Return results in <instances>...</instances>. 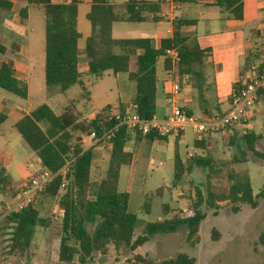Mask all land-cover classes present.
Listing matches in <instances>:
<instances>
[{
    "label": "trees",
    "instance_id": "obj_1",
    "mask_svg": "<svg viewBox=\"0 0 264 264\" xmlns=\"http://www.w3.org/2000/svg\"><path fill=\"white\" fill-rule=\"evenodd\" d=\"M14 0H0V13L10 12ZM23 7L19 12L22 20L28 19L29 7L42 9L44 13V73L45 86L49 97L65 95L72 87L81 86L85 94L86 77L101 80L106 72L114 76L125 73L136 85V95L132 100L140 119L149 121L157 116V96L161 84L173 81L179 88L194 90L201 98L200 110L203 115L212 117L216 113L208 108L207 98L209 85L207 70L212 56L210 49H203L196 34L188 33L187 29L197 24L178 12L173 19L171 37L163 38L157 47L152 38L119 39L114 37L113 27L116 23L138 25L145 23L149 15L153 21H161L162 2L160 0H127L122 5L113 4L111 0H92L87 19L91 24V33L86 39L83 49L79 47L82 34L78 30L80 2L77 0H17ZM184 2V0H179ZM214 6L235 20L243 19L244 0H215ZM264 23V19H263ZM169 51L177 53L174 61ZM9 55V50L0 44V58ZM85 60L87 69H80L81 61ZM259 63H256V62ZM254 69H264V53L257 56L249 51L241 70V79L233 85V95L237 94L249 81L247 73ZM0 89L20 99H27V84L15 75L13 59L0 64ZM232 95V97H233ZM231 97V99H232ZM259 102L264 104V91H261ZM121 115L127 109L120 106ZM188 114L193 110L184 108ZM223 113V112H219ZM112 107H106L92 119H82L77 112L75 102L71 101L57 115L47 104L38 106L28 115L19 119L14 129L35 153L42 168L52 173L59 172L68 163L65 187L61 189L62 179L58 176L45 189L40 197L58 198L62 213L61 236L59 241L58 259L62 263L105 264V258L111 247L116 250L128 249L135 251L157 234L175 233L179 228L188 230L187 241L196 243L200 225L205 219L201 207L205 204L217 212L220 204L229 202L234 213L240 211V205L247 204L255 209L258 199L254 196L251 178L248 172L230 169L226 173L228 186L218 188L213 179L220 169L210 155H197L183 160L175 152L173 186H177L186 175L192 174L195 168L208 170L206 190L197 189L196 196L188 203L181 217V211H173L169 205L163 206V215L156 221L148 223L146 232L135 239L137 216L129 211L130 194L119 189L121 170L131 166L133 153L126 150L133 140H142L140 132L119 126L114 136L107 143L109 160L100 179H93L94 149L76 146V135H84L96 131L102 137L105 132L112 131L119 121L112 118ZM8 119V115L0 110V126ZM239 132L227 134L224 138L229 146L237 144ZM149 140L160 137L156 134L146 136ZM246 146L243 155L251 153L253 157L263 159L264 155L257 151V143L264 139V123L260 131L246 129L241 135ZM105 141L101 142L104 143ZM100 143V144H101ZM198 143V142H197ZM195 143L197 149H203ZM205 150H208L205 144ZM0 193L17 195V185L10 176L5 159L0 156ZM241 159L232 163H242ZM160 194V189L157 190ZM2 213L0 211V218ZM5 222L13 229L9 240L10 252L26 249L31 229L47 228L48 220L44 219L34 202L21 211H13L5 216ZM264 246V226L259 237ZM134 264H155L147 258L136 256ZM159 264H197L196 260L181 253L175 258L165 259Z\"/></svg>",
    "mask_w": 264,
    "mask_h": 264
},
{
    "label": "rangeland",
    "instance_id": "obj_2",
    "mask_svg": "<svg viewBox=\"0 0 264 264\" xmlns=\"http://www.w3.org/2000/svg\"><path fill=\"white\" fill-rule=\"evenodd\" d=\"M42 11L35 10L32 21L37 37L40 36V38L44 37V14ZM89 11L90 7L86 3L79 8L78 29L82 34L79 41L81 49L85 47L86 39L92 29L87 19ZM123 38L134 37L133 34H126L123 35ZM251 39L252 45L255 46L251 51L261 57L264 53L263 41H260V37L255 32L251 34ZM40 58L44 60V51ZM85 63L83 60L81 61V68H86ZM123 75L126 74L115 77L111 71H108L102 80H95L91 76L86 77L84 80L87 87L86 94L81 86L76 85L65 95L48 96L45 101L41 98L38 104L44 102L50 107L53 106L56 113L59 114L63 104L73 101L81 118L87 120L108 105L113 109L112 114H117L121 106L120 102L122 105L126 103L131 94L129 86L131 81L127 82ZM131 83L134 85L133 82ZM0 93L7 98L18 99L1 89ZM13 122V119L10 118L0 127V152H4L3 154L0 153V156L5 159V165L13 181H18L20 178L26 177L25 179H27L34 175L35 171L42 167L35 153L13 128ZM261 128V121L254 125V131H260ZM186 131L188 140L195 138L190 134V129ZM214 141L215 144L210 149L192 156H212L215 161L214 165L220 169V172L212 180L218 188L228 186L226 180L228 170L235 169L248 172L254 196L258 199L257 208L253 209L247 204H242L240 211L234 213L233 205L225 202L221 203L220 209L215 212L204 204L201 210L206 216L200 225L196 236L198 241L195 244L187 241L188 230L186 227H181L175 233L157 234L150 237L148 242L133 252L128 249L118 251L111 247L105 258V264H134L136 256L147 258L155 264H159L161 261L175 258L181 253L194 258L197 264H264V246L259 241L264 226V158L253 157L251 153L244 156L246 146L240 134L237 144L233 146H229V142L222 137ZM9 142L13 144V149L6 147ZM101 144L104 145V151L107 155L108 144ZM257 151L264 155V139L257 143ZM146 153L148 154V151ZM192 156H188V158ZM158 157L160 156L158 155ZM238 159L243 162L232 163L233 160ZM106 163L108 164V161L105 158L104 169L107 167ZM147 164V169L138 170L131 190L129 210L138 219L135 226V239L146 232L148 223L156 221L163 215L164 205H169L173 211H181V217H186L184 211L188 208L189 201L194 199L197 189L205 192L208 180V170L195 168L192 174L186 175L183 181L177 186H173V165L171 162L166 161L162 165L161 161L155 157ZM1 165L0 161V168ZM102 173L101 170L94 169L93 179H100ZM127 174L128 171L125 170L120 180L119 187L122 191L126 190ZM159 189L160 194L157 193ZM35 202L41 216L48 220L49 226L31 229L26 249L23 252L11 253L9 240L12 238L13 229L7 225L5 217L2 216L0 218V264H69L59 262L58 259L62 220L58 198L38 197ZM12 203L11 196H4L0 193V211L3 214L5 208Z\"/></svg>",
    "mask_w": 264,
    "mask_h": 264
},
{
    "label": "crops",
    "instance_id": "obj_3",
    "mask_svg": "<svg viewBox=\"0 0 264 264\" xmlns=\"http://www.w3.org/2000/svg\"><path fill=\"white\" fill-rule=\"evenodd\" d=\"M53 1L60 2L62 0ZM77 1L80 2L79 8L82 4L86 3L91 9L92 0ZM126 1L127 0H111L113 4L117 5H122ZM214 3L215 0H184L181 9L177 12L173 11L169 6L163 5L160 22L153 21V16L149 15L147 21L142 24H114L113 33L114 37L119 39H132L123 38V35L126 34H133L134 38H152L158 47L163 38L172 36L173 19L178 12L184 14L187 19L196 21L197 24L193 27H189L187 32L196 34L200 46L203 49H210L212 51V56L209 61L210 65L207 70V81L210 86V92L207 98L209 100L208 108L210 111L217 114L229 110L231 97L233 95V85L240 81L241 70L245 64L247 54L255 47L252 45L253 41L251 39V34L254 32L257 33L260 37V41L262 40L264 43V0H244L242 20L230 18L228 14L223 13L218 7L214 6ZM13 4L12 11L0 13V44L4 45L9 50L8 56L0 58V64L7 62L10 58L13 59L16 77L25 82L28 87V97L25 100L18 97V99H10L0 93V110L8 115L7 121L10 118L13 119L14 128L19 119L28 115L38 106L45 104L44 102L43 104H38V101H40L41 98L45 101L48 95L45 86L44 60L40 58L45 46V32L44 37H37L38 35L32 24L34 11L37 9L29 7L28 19L22 20L19 17V12L23 5L17 0H14ZM38 10L42 9L39 8ZM206 11L212 12L207 13ZM83 61L85 62L84 59ZM256 63L259 62L257 61ZM85 64L86 68H81L80 65L82 71L87 69V63ZM121 74L125 73H120L115 77H119ZM250 74L251 73H247L248 78ZM123 76H125L124 78L127 82L131 81L127 74ZM131 82L129 83L131 94L129 95L128 101L123 104L126 108H128L136 95V85L134 82V85H131ZM175 85L173 81H167L161 84V89L157 96V117L160 119L165 118L170 112V101L173 97L172 93ZM177 99L184 108L193 110L194 115L202 119L208 118L201 113V98L194 90L186 87L180 88ZM120 103V105H122V102ZM68 104L69 103L62 105V111ZM107 107H109V105ZM51 108L56 113L53 106ZM62 111L59 114H61ZM120 111L121 109L119 108L118 112ZM250 116L247 125H237L229 134L234 135L235 132H239L240 135H243L246 129L254 130V125L260 121L263 125L264 104L258 102L252 109ZM94 117L95 115H92L90 119ZM3 125L4 124L1 126ZM190 134L195 138L188 140V133L185 131L178 137H167V139L164 140L160 138L149 140L144 136L142 140L133 139L128 144L126 150L133 153V162L131 166L122 168L121 178L123 172L127 170V185L124 191L130 194V201L131 190L133 189L137 172L138 170L147 169L148 161L155 157L161 161L162 165L166 163V161H169L173 165L174 174V157L176 151H178L183 160H186L188 156H192L193 154L204 153L206 151L204 149L205 144L207 149H210L212 145L215 144L214 140L221 137L224 138L223 135L198 136L192 130ZM202 142H204V145H202L203 149H197L195 143L201 145ZM74 143L76 146L84 149L92 147L95 153L93 168L104 172L106 169V167L104 169L103 165L104 160L105 158L107 161L109 160V145L107 146L108 152L106 155L103 144L93 146V144L86 141V137L83 135H76ZM6 147L8 149H13V144L9 142ZM147 151L148 154L146 153ZM0 153L3 154L4 152L1 151ZM158 155L160 157H158ZM40 165L42 167L41 162ZM25 178L26 177L20 178L18 181L14 182L16 185H19Z\"/></svg>",
    "mask_w": 264,
    "mask_h": 264
},
{
    "label": "built area",
    "instance_id": "obj_4",
    "mask_svg": "<svg viewBox=\"0 0 264 264\" xmlns=\"http://www.w3.org/2000/svg\"><path fill=\"white\" fill-rule=\"evenodd\" d=\"M160 2H162V5L169 6L175 12L179 11L182 7V3L179 0H160ZM169 54L174 61L177 60V53L175 51H169ZM261 91H264V69H254L249 76L248 83L237 94L233 95L228 111L202 119L197 115H191L185 111L177 99L180 88L175 85L172 93L173 97L170 101V112L165 118L160 119L155 116L149 121L142 120L131 103L128 106L126 115H121L120 112L111 114L112 118L119 121L112 131L105 132L102 137L98 136L96 131H90L83 136L93 146L103 141H105L104 143H108L118 127L122 125L126 126L129 130L140 132L143 136L153 133L160 137H178L187 129L192 130L198 136H225L232 132L237 125H247L252 109L259 102ZM68 166L69 163L57 173H52L45 168L35 171L34 175L28 177L17 186L15 199L11 205L5 208L4 214L1 212L2 216L5 217L13 211H21L25 207L32 205L58 176L63 181L61 186V189H63L65 187Z\"/></svg>",
    "mask_w": 264,
    "mask_h": 264
}]
</instances>
